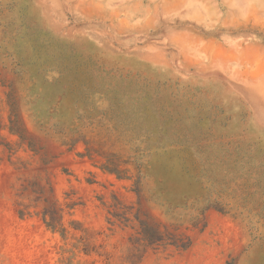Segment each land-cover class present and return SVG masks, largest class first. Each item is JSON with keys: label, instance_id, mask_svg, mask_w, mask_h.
<instances>
[{"label": "rangeland", "instance_id": "1", "mask_svg": "<svg viewBox=\"0 0 264 264\" xmlns=\"http://www.w3.org/2000/svg\"><path fill=\"white\" fill-rule=\"evenodd\" d=\"M0 264H264V0H0Z\"/></svg>", "mask_w": 264, "mask_h": 264}]
</instances>
